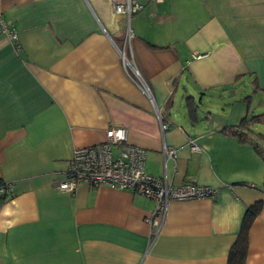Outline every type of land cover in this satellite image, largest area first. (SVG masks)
Segmentation results:
<instances>
[{"label":"crops","instance_id":"obj_1","mask_svg":"<svg viewBox=\"0 0 264 264\" xmlns=\"http://www.w3.org/2000/svg\"><path fill=\"white\" fill-rule=\"evenodd\" d=\"M136 1L128 18L110 0H0L18 36L0 35V180L13 185L0 198V264H227L257 201L245 264H264V162L222 131L264 111V0ZM128 28L151 100L117 53ZM111 126L146 150L148 173L213 195L170 202L154 225V202L130 189L59 191L73 150Z\"/></svg>","mask_w":264,"mask_h":264},{"label":"built area","instance_id":"obj_2","mask_svg":"<svg viewBox=\"0 0 264 264\" xmlns=\"http://www.w3.org/2000/svg\"><path fill=\"white\" fill-rule=\"evenodd\" d=\"M159 3L164 0H150ZM116 14L131 17L143 9V4L136 0H110ZM0 35L14 46L18 45V36L3 19L0 9ZM134 34L131 29L124 32L122 47H116L125 73L136 87L151 100L150 91L140 77L133 62L131 40ZM128 50L130 58L125 54ZM166 125L161 123V129ZM190 149L198 151L192 143ZM175 149L164 148L165 158H174ZM146 150L127 141V130L121 126H111L105 130V139L89 146L73 150L65 171V179L57 183L59 191L72 194L79 184L89 187L106 186L117 189H130L154 202V208L148 219L150 224L160 225L165 218L168 205L172 201H187L210 197L213 190L193 182L173 186L163 177L154 176L145 168ZM13 193L10 182H0V198L6 199Z\"/></svg>","mask_w":264,"mask_h":264},{"label":"trees","instance_id":"obj_3","mask_svg":"<svg viewBox=\"0 0 264 264\" xmlns=\"http://www.w3.org/2000/svg\"><path fill=\"white\" fill-rule=\"evenodd\" d=\"M3 19L5 20L4 16ZM197 103L198 102L195 101H191L190 103H187L189 116L196 115L195 113H197L199 108V106H197ZM193 119L195 120V118ZM263 122H264V111L259 113L251 112L250 114L243 117L238 122V124L225 127L222 129V131L228 135L237 136L241 142L249 143L254 148V150L260 155V157L264 162V132L255 129L256 124ZM0 182H2V180H0ZM262 185L264 186V176H263ZM259 209H260L259 201L247 207L241 223L239 233L235 241L229 248L227 264H245L247 247H248L249 227L253 219L258 214Z\"/></svg>","mask_w":264,"mask_h":264},{"label":"water","instance_id":"obj_4","mask_svg":"<svg viewBox=\"0 0 264 264\" xmlns=\"http://www.w3.org/2000/svg\"><path fill=\"white\" fill-rule=\"evenodd\" d=\"M197 106H199V104L197 103Z\"/></svg>","mask_w":264,"mask_h":264},{"label":"rangeland","instance_id":"obj_5","mask_svg":"<svg viewBox=\"0 0 264 264\" xmlns=\"http://www.w3.org/2000/svg\"><path fill=\"white\" fill-rule=\"evenodd\" d=\"M121 15V14H120Z\"/></svg>","mask_w":264,"mask_h":264}]
</instances>
